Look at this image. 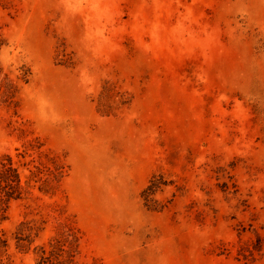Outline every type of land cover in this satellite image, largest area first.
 I'll use <instances>...</instances> for the list:
<instances>
[{"label": "rangeland", "instance_id": "obj_1", "mask_svg": "<svg viewBox=\"0 0 264 264\" xmlns=\"http://www.w3.org/2000/svg\"><path fill=\"white\" fill-rule=\"evenodd\" d=\"M7 155L0 264H264V0H0Z\"/></svg>", "mask_w": 264, "mask_h": 264}, {"label": "trees", "instance_id": "obj_2", "mask_svg": "<svg viewBox=\"0 0 264 264\" xmlns=\"http://www.w3.org/2000/svg\"><path fill=\"white\" fill-rule=\"evenodd\" d=\"M19 156L25 158L24 153H20ZM19 159H14L7 155L6 158L0 161V210H5L8 207L9 202L12 199H17L22 196V185L20 176V166H15V163H21ZM34 165L35 169H30L32 176H38L40 173L46 171V165L43 162L36 163V159L31 161H24L22 165ZM49 170V168H47ZM45 260H52V256H43Z\"/></svg>", "mask_w": 264, "mask_h": 264}]
</instances>
